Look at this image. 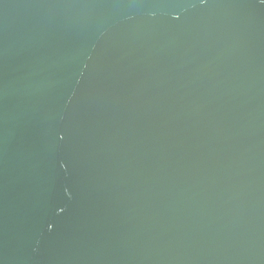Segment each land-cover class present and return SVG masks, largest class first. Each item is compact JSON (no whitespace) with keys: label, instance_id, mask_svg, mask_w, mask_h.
<instances>
[{"label":"water","instance_id":"water-1","mask_svg":"<svg viewBox=\"0 0 264 264\" xmlns=\"http://www.w3.org/2000/svg\"><path fill=\"white\" fill-rule=\"evenodd\" d=\"M0 264H264V0H0Z\"/></svg>","mask_w":264,"mask_h":264}]
</instances>
